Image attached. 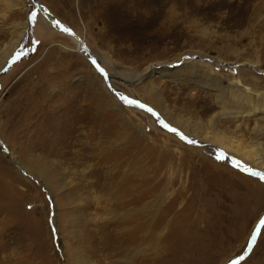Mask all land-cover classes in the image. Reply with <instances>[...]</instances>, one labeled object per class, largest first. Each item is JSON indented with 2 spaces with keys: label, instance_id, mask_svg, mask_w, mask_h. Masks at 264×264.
<instances>
[{
  "label": "rangeland",
  "instance_id": "obj_1",
  "mask_svg": "<svg viewBox=\"0 0 264 264\" xmlns=\"http://www.w3.org/2000/svg\"><path fill=\"white\" fill-rule=\"evenodd\" d=\"M13 1L0 0V60L27 29L0 70V264H264V179L173 124L264 143L263 112L226 115L237 111L210 90L249 72L264 83V0H124L99 13L93 0H41L67 31L36 0ZM188 55L214 60L217 80L208 88L198 83L206 72L186 68L146 79L165 122L144 85L118 75ZM212 170L223 186L214 191Z\"/></svg>",
  "mask_w": 264,
  "mask_h": 264
},
{
  "label": "bare ground",
  "instance_id": "obj_2",
  "mask_svg": "<svg viewBox=\"0 0 264 264\" xmlns=\"http://www.w3.org/2000/svg\"><path fill=\"white\" fill-rule=\"evenodd\" d=\"M20 1L21 0H14L13 2H14V4H20ZM36 2L43 9L45 15H47L49 21L52 23L53 28L60 29L59 24H61V23L51 13H49L48 10L45 9V7L41 4V0H36ZM108 7L125 8V7H129V6L127 5V3L124 0H93L91 10H94V11L99 13L100 11H102ZM25 29H27V22L23 26V29L20 31L19 36L10 42V44L8 45V49L5 51V53H3V56L1 57V60H0V70L6 62V60H7L6 58H9V56L15 51V49L19 45L20 39L24 35ZM68 34H70V31H68ZM76 44H77V47H79L81 50H83L81 52L84 53L86 46H84V44H82V42H78V41H76ZM86 50H88V49H86ZM78 51H80V50L78 49ZM5 55H6V58L4 57ZM191 56H193L194 59H192ZM200 61H204L207 68H205L201 64L197 63ZM211 61H214V60L207 58L205 56L188 55L187 57H185L184 60L181 58H178V59H174L170 62L150 64L140 74H135V75L134 74H126V73L121 71L118 73V75H120L121 78L123 77L125 81H130L132 83L134 82L136 84H139V83L143 84L145 87V93L147 94V96H149L151 98L152 103L154 105L158 104V105L162 106L160 111L161 110L164 111L163 116L165 118L162 116L161 120L164 121V119L166 120V118L168 120H171L169 111L166 108V106L164 105V101L160 97L159 92H157V86L154 84L151 86H149V85L147 86L145 84L146 79L152 78L154 76L160 77V78L169 77L168 74L170 72H172L173 69H175L178 73H181L179 69H183V68H186L189 70L194 69L196 72H206V77H201V78L198 77L199 80L200 79L203 80V83L199 80H198L199 81L198 83L202 84L203 86H207L208 88H210L209 86L212 84V82L210 80L211 77H213L214 80H217L216 78H217V74H218L217 71H214L212 69V67H211L212 62ZM242 64H246V63L242 61ZM249 66H253V65L249 64ZM258 66L259 65L254 64V70L257 72H259V70H260V68H259L260 66L259 67ZM196 72H194V73H196ZM249 73H250V75H249L250 79L243 78L241 76L239 78H235L232 80L230 79L229 80L230 86H228L230 88L229 91H224L221 88L220 89L219 88L218 89L210 88V90H214V91L216 90L215 92L221 91V93H219L220 96L217 95V98H219L218 100H220V103L222 105H224V108L229 109L231 111H237L236 113L225 112L226 115H228V114L235 115L236 114L238 117L241 115L243 116V114H245L247 117H250V115H253L254 113L263 112V114H264V83H262L260 75L253 74L251 72H249ZM94 74H95V76L97 75L96 72ZM98 75L100 77H103L99 73H98ZM103 75L105 76L104 72H103ZM107 76H109V75H107ZM101 86L110 95L112 100L116 103V106H118L120 103V100L117 98L116 95L114 96V94H112L110 92V90L107 88L106 83L104 81V77L101 80ZM195 86H198V84H195ZM197 96H199V95H197ZM29 98H30V101L32 103H37L36 99L38 100V98L35 97V93H32V95H30ZM141 99H143V98L141 97ZM217 102H219V101H217ZM141 103H138L135 101V103H133V104H135L134 106H136V107H141V105H143ZM37 106H39V103L35 106L36 110H37ZM144 107L149 108V109H151L152 112L156 113V111H155L156 109L153 111L152 107H148V105L147 106L143 105V108ZM76 108H79V106L77 107L76 105H74L73 109H76ZM40 111L41 110H39V108L36 112H33L32 108H30L29 110H26V113L22 119V127L26 126L28 129H30L31 125L33 126L34 117H36L37 114L39 115ZM257 115H260V114H256L255 116H257ZM127 121L130 123L129 119H127ZM166 123H168V122H166ZM173 124L178 126L179 128L178 127H175V128H177L178 131L181 129L183 134H185L188 139H192L198 145L205 146L206 149L208 150V152H212L215 155L221 156L223 159H226V160L229 159V160L233 161L238 168H241L244 171H249V173L250 172L253 174L255 173V175L258 176V178L264 176V143L262 142V140H260L261 136H259L257 138L256 146L253 147L250 145H248V146L245 145V143L242 140L238 139L236 136H233V135L228 136V135L222 134L217 129H216V132L214 134H212V133L209 134L208 132L207 133L201 132L199 130V128H197L194 125H191L188 121H185L183 119H176L175 121H173ZM197 125H198V123H197ZM192 129L195 130L196 132H193ZM248 143H249V141H248ZM8 145H9V143H8ZM9 147L12 149L11 145H9ZM12 151H13V154H15V156H17V153L15 152V150L12 149ZM230 154L234 155L236 157V159L230 157ZM230 158H232V159H230ZM18 163L20 165V162H18ZM48 163L51 165L52 164L54 165L55 161L49 159ZM30 171L32 173H34L32 170H30ZM213 172H216V170H212V172H207L208 178L206 180V181H208L209 177H211L212 183L209 181L208 182L211 183L213 186L211 188H208V189L212 190V191L216 190L215 187L221 188V186H222V183L218 182L220 180L215 179L216 176L214 175ZM199 174H201L202 176L204 175L202 172L197 170V175H199ZM216 178H220V177H216ZM224 181H225V178H224ZM81 261H83L82 258H81ZM77 264H89V263H77Z\"/></svg>",
  "mask_w": 264,
  "mask_h": 264
},
{
  "label": "water",
  "instance_id": "obj_3",
  "mask_svg": "<svg viewBox=\"0 0 264 264\" xmlns=\"http://www.w3.org/2000/svg\"><path fill=\"white\" fill-rule=\"evenodd\" d=\"M59 25H60V28H61V29H63V30L67 29V28L64 27V25H62V24H59ZM68 30H69V29H68ZM263 222H264V216H263V217L260 219V221L258 222L257 228H256V230H255V232H257V234H258V231H259L260 227L262 226ZM254 234H255V233H254ZM255 239H256V237H255V235H254V237H253V239H252V242H251L250 246L248 247V251H250V249L252 248V245H253ZM248 251H247V252H248ZM242 257H243V256H239V257H237L234 261H231V262H229L228 264H234V263L238 262Z\"/></svg>",
  "mask_w": 264,
  "mask_h": 264
},
{
  "label": "snow or ice",
  "instance_id": "obj_4",
  "mask_svg": "<svg viewBox=\"0 0 264 264\" xmlns=\"http://www.w3.org/2000/svg\"><path fill=\"white\" fill-rule=\"evenodd\" d=\"M65 31H67V29H65ZM93 63L95 64L96 62L95 61H93ZM97 67L99 68V65H97ZM101 72L103 71V69L101 68V69H99ZM122 100H125V102L126 103H128V104H133V103H135V101H133V100H128V99H126L125 97H123V96H121L120 97ZM141 107H143V105H141ZM148 111H151V109H148ZM165 127H167V125H164ZM171 131H176V129H174V128H172V129H170ZM183 138V137H182ZM194 141H189V143H193ZM255 174V173H254ZM262 179H264V176H262L261 177Z\"/></svg>",
  "mask_w": 264,
  "mask_h": 264
}]
</instances>
